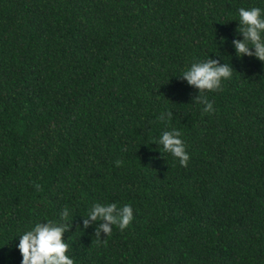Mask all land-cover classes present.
<instances>
[{
	"label": "trees",
	"instance_id": "1",
	"mask_svg": "<svg viewBox=\"0 0 264 264\" xmlns=\"http://www.w3.org/2000/svg\"><path fill=\"white\" fill-rule=\"evenodd\" d=\"M252 6L0 0V264L65 207L75 264H264V62L232 43ZM208 56L233 68L203 93L213 112L180 76ZM173 127L186 166L155 143ZM97 201L133 220L97 237L103 221L83 224Z\"/></svg>",
	"mask_w": 264,
	"mask_h": 264
},
{
	"label": "clouds",
	"instance_id": "2",
	"mask_svg": "<svg viewBox=\"0 0 264 264\" xmlns=\"http://www.w3.org/2000/svg\"><path fill=\"white\" fill-rule=\"evenodd\" d=\"M261 3L264 4V0H261ZM238 16L236 30L242 39L232 41L235 55L253 56L264 62V7H240ZM223 40L224 38L221 42ZM232 71L230 64L220 63L219 60L208 56L207 59L191 62L182 70L180 76L198 90V95L194 98L195 103L203 105L204 112H213V102L203 93L220 90L223 81L232 76ZM171 115V112H165L161 113L159 118L166 121ZM181 135V131L175 127L163 130L155 143L162 146L165 152L178 158L180 165L186 166L189 153ZM120 163L122 161H116L117 165ZM59 215V220L37 221L17 235L19 239L15 247L21 257L20 264H75L74 259L67 254L69 245L62 238L69 227L67 221L71 210L65 207ZM84 216L87 217L83 221L84 227H87L90 221H103L95 234L100 237L101 229L105 234H110L113 225L124 230L133 220V209L130 204L118 206L117 202L97 201L92 203Z\"/></svg>",
	"mask_w": 264,
	"mask_h": 264
}]
</instances>
